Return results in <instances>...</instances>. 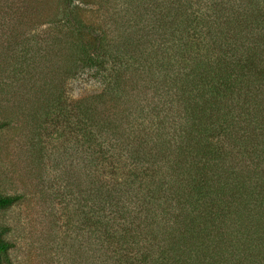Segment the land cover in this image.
<instances>
[{"label": "trees", "instance_id": "trees-1", "mask_svg": "<svg viewBox=\"0 0 264 264\" xmlns=\"http://www.w3.org/2000/svg\"><path fill=\"white\" fill-rule=\"evenodd\" d=\"M123 1L127 15L98 27L81 15L78 0H65L63 17L72 36L70 71L91 72L104 84L101 93L75 103L77 117L70 130L76 152L87 155L83 160L90 175L88 207L79 206L82 235L89 244L81 248L85 264H198L203 249L210 257L225 255L214 264L232 259L257 264L256 257L264 258V245L256 242L244 253L245 240L233 234L237 229L217 239L219 248L209 231L187 238H177L175 232L173 239L168 220L184 207L201 222L202 210L217 212L223 203L237 207L231 218L237 215L235 221L244 222L256 220L260 212H255L264 208V179L222 176L219 165L231 150L228 144L238 124L232 92L241 88L239 83L247 92L264 77V33L243 50L234 41L242 11L216 14L218 5L211 2V22H204L189 13L188 0ZM136 15L142 17H132ZM208 34L213 44L206 46ZM198 64L203 73L195 71ZM246 105L243 98L239 109ZM191 144L203 149L198 174L188 181L189 189L177 191V171ZM101 166L97 176L95 169ZM19 199L0 193V209ZM6 231L0 226V264H13Z\"/></svg>", "mask_w": 264, "mask_h": 264}, {"label": "rangeland", "instance_id": "rangeland-1", "mask_svg": "<svg viewBox=\"0 0 264 264\" xmlns=\"http://www.w3.org/2000/svg\"><path fill=\"white\" fill-rule=\"evenodd\" d=\"M188 2L189 13L199 14L204 22H211V2L218 5L216 14L227 10L243 12L242 24L234 25L238 37L234 41L243 50L254 40L259 42V33H264V0ZM77 3L87 22L98 27L118 18L117 15H127L123 0H85L84 3L78 0ZM64 10L65 0H0V193L20 196L14 205L0 209V226L7 229L4 237L12 243L9 255L13 264H85L87 254L81 248L85 244L89 246L79 223V206L88 207L86 188L90 175L83 160L87 155L76 152L70 130L77 117L75 103L85 96L101 93L104 84L91 72L71 73L72 36L64 22ZM245 20L247 24L243 26ZM208 36L206 46L213 44ZM202 66L198 64L195 71L203 73ZM196 76L194 73L191 78L196 81ZM239 84L241 88L236 87L232 92V108H236L238 124L228 144L231 150L219 164L220 173L235 179L262 180L264 77L250 84L247 92ZM243 98L248 105L239 109ZM191 146L184 150L177 171L179 181L173 185L177 191L189 189L192 183L188 181L198 174L196 167L203 149L197 150L199 144ZM102 167L95 169L97 176ZM261 189L264 191V187ZM219 208L213 213L202 210L201 222L193 220L194 212L190 209L178 208L168 220L173 239L175 232L177 238L180 234L187 238L209 231V236L218 243L217 239L237 229L233 234L245 240L244 253L256 242L264 245V208L255 212H260L256 220L253 217L244 222H236L237 215L231 218L237 207L227 208L221 203ZM206 252L203 249L198 255V264L223 262L225 255L210 257ZM260 256L256 262L264 264ZM240 262L246 263L232 259L230 264Z\"/></svg>", "mask_w": 264, "mask_h": 264}]
</instances>
